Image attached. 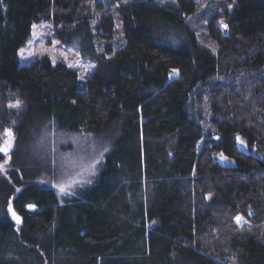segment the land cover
I'll return each instance as SVG.
<instances>
[{
    "label": "trees",
    "instance_id": "16d2710c",
    "mask_svg": "<svg viewBox=\"0 0 264 264\" xmlns=\"http://www.w3.org/2000/svg\"><path fill=\"white\" fill-rule=\"evenodd\" d=\"M41 22L88 41L86 81L20 66ZM5 134L0 264H264V0H0ZM83 138L105 159L63 196Z\"/></svg>",
    "mask_w": 264,
    "mask_h": 264
},
{
    "label": "rangeland",
    "instance_id": "374dc122",
    "mask_svg": "<svg viewBox=\"0 0 264 264\" xmlns=\"http://www.w3.org/2000/svg\"><path fill=\"white\" fill-rule=\"evenodd\" d=\"M87 42H83L82 37L77 34L64 36L63 33L53 28L52 22L35 23L26 44L19 49V63L22 67L45 59L50 60L54 64L64 63L79 73L81 81H86L96 71L98 64L95 59L86 55L88 51ZM178 74V70H173L170 74V80L176 78ZM12 138L6 136V134L3 138H0V156H5L7 152L12 150ZM49 138L52 142L50 130H48V133L45 132L42 139L38 140L35 145H30V154L32 157L37 158L39 167L44 162V157L47 154L52 156V152H50L52 143L49 142ZM62 141H64L63 143L68 142L65 137H62L60 142ZM81 141L83 143L80 142L77 148L64 151L62 156L67 176L58 186V190L63 196H67L68 191L71 192L74 186L86 182L87 177H89V180L97 177L100 171L99 166L105 159L98 155L99 152L96 149L88 148L89 138H83ZM47 142L49 143L48 149L45 148L48 145ZM6 169L5 164H0V175Z\"/></svg>",
    "mask_w": 264,
    "mask_h": 264
},
{
    "label": "snow or ice",
    "instance_id": "6c2138e0",
    "mask_svg": "<svg viewBox=\"0 0 264 264\" xmlns=\"http://www.w3.org/2000/svg\"><path fill=\"white\" fill-rule=\"evenodd\" d=\"M239 219H240V218H239V217H237V220H238V221H239Z\"/></svg>",
    "mask_w": 264,
    "mask_h": 264
}]
</instances>
